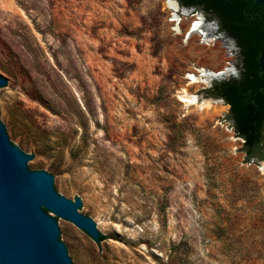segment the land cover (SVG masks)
I'll list each match as a JSON object with an SVG mask.
<instances>
[{
	"label": "rangeland",
	"instance_id": "rangeland-1",
	"mask_svg": "<svg viewBox=\"0 0 264 264\" xmlns=\"http://www.w3.org/2000/svg\"><path fill=\"white\" fill-rule=\"evenodd\" d=\"M238 65L173 0H0L12 141L101 227L105 247L49 213L77 264H264V162L205 93Z\"/></svg>",
	"mask_w": 264,
	"mask_h": 264
},
{
	"label": "water",
	"instance_id": "water-1",
	"mask_svg": "<svg viewBox=\"0 0 264 264\" xmlns=\"http://www.w3.org/2000/svg\"><path fill=\"white\" fill-rule=\"evenodd\" d=\"M257 2L264 4V0ZM20 86L0 74V264H77L74 250L65 244L68 233L56 217L105 247L100 225L84 216L94 205L65 198L63 180L34 171L40 157L33 158L14 145L2 98L10 88Z\"/></svg>",
	"mask_w": 264,
	"mask_h": 264
},
{
	"label": "trees",
	"instance_id": "trees-1",
	"mask_svg": "<svg viewBox=\"0 0 264 264\" xmlns=\"http://www.w3.org/2000/svg\"><path fill=\"white\" fill-rule=\"evenodd\" d=\"M217 20L239 49L238 75L215 81L205 93L230 107L228 120L244 141L246 162H264V4L257 0H178Z\"/></svg>",
	"mask_w": 264,
	"mask_h": 264
},
{
	"label": "bare ground",
	"instance_id": "bare-ground-1",
	"mask_svg": "<svg viewBox=\"0 0 264 264\" xmlns=\"http://www.w3.org/2000/svg\"><path fill=\"white\" fill-rule=\"evenodd\" d=\"M232 71V68H227L226 70H225V72H224V74H229L230 72ZM204 73V72H203Z\"/></svg>",
	"mask_w": 264,
	"mask_h": 264
}]
</instances>
